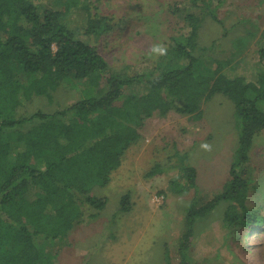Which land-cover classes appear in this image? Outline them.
Masks as SVG:
<instances>
[{
    "label": "trees",
    "instance_id": "obj_1",
    "mask_svg": "<svg viewBox=\"0 0 264 264\" xmlns=\"http://www.w3.org/2000/svg\"><path fill=\"white\" fill-rule=\"evenodd\" d=\"M210 4L172 2L168 10L181 28L163 55L148 67H111L79 38L107 34L116 25L90 0H0V264H38L39 243L54 245L105 208L107 198L95 191L108 184L123 152L138 141L144 118L169 111L196 117L201 103L216 93L232 101L239 123L220 190L199 197L188 151L154 163L145 176L175 168V190L192 192L177 244L179 264H196L190 250L195 223L213 210L224 207L222 221L228 225L257 219L264 224V212L247 207L248 154L253 137L264 129V45L240 65L216 60L212 69L199 70L210 47L197 43L203 19L197 8L215 18ZM17 68L26 80L14 78ZM81 79L87 80L83 94L60 106L57 88ZM36 96L56 107L27 110L25 103ZM131 207L129 193H123L112 218Z\"/></svg>",
    "mask_w": 264,
    "mask_h": 264
},
{
    "label": "rangeland",
    "instance_id": "obj_2",
    "mask_svg": "<svg viewBox=\"0 0 264 264\" xmlns=\"http://www.w3.org/2000/svg\"><path fill=\"white\" fill-rule=\"evenodd\" d=\"M90 1L94 10L113 17L116 25L107 34H81L79 38L94 46L111 67L152 66L163 55L170 36L181 28L179 19L168 10L178 0ZM210 7L215 18L205 7L197 8L203 17L197 43L210 47L198 62L199 70L212 69L216 60L237 66L253 58L264 45V0H211ZM14 78L26 80L18 68ZM86 87V79L73 80L61 84L54 96L61 106L76 100ZM25 104L29 111L56 107L55 102L48 104L38 96ZM260 105L264 108V100ZM238 126L232 101L219 93L201 103L196 117L169 111L144 118L137 127L138 141L123 152L108 184L95 191L107 198L105 208L95 218L74 225L54 245L39 243L38 264H179L177 244L192 192L175 190L171 183L178 176L175 168L151 177L145 172L156 162L167 163L175 151H188L189 162L197 170L198 195L205 200L221 188ZM2 137L7 138L6 134ZM247 166L251 174L247 207L252 213H263L264 129L253 137ZM126 192L131 210L112 218L119 197ZM223 212L220 207L195 223L190 250L196 264H264L261 220L228 225L222 221Z\"/></svg>",
    "mask_w": 264,
    "mask_h": 264
}]
</instances>
